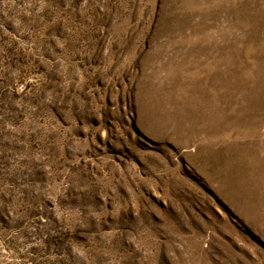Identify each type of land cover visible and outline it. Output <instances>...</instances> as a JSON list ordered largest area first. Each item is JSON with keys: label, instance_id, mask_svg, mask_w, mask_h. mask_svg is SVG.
<instances>
[{"label": "rangeland", "instance_id": "obj_1", "mask_svg": "<svg viewBox=\"0 0 264 264\" xmlns=\"http://www.w3.org/2000/svg\"><path fill=\"white\" fill-rule=\"evenodd\" d=\"M0 264H264V0H0Z\"/></svg>", "mask_w": 264, "mask_h": 264}]
</instances>
